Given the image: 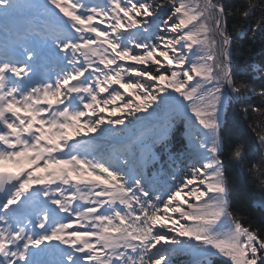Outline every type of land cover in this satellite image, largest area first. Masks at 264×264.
I'll list each match as a JSON object with an SVG mask.
<instances>
[{"label":"snow or ice","instance_id":"1","mask_svg":"<svg viewBox=\"0 0 264 264\" xmlns=\"http://www.w3.org/2000/svg\"><path fill=\"white\" fill-rule=\"evenodd\" d=\"M169 3L161 19L156 0H0V162L29 165L0 164V264H173L180 254L190 264H264V235L229 200L225 153L241 163L244 147L221 135L231 100L264 104V85L254 90L232 72L233 33L264 35V0ZM97 17L115 21L111 32L92 24ZM137 24L148 26L119 31ZM44 59L57 64L54 80L33 78ZM252 67L264 79V62ZM250 110L264 117V107ZM177 120L202 163L162 191L147 169ZM70 127L97 136L69 143ZM104 138L110 147L93 143ZM258 139L264 146V128ZM248 172L264 190V169Z\"/></svg>","mask_w":264,"mask_h":264},{"label":"trees","instance_id":"2","mask_svg":"<svg viewBox=\"0 0 264 264\" xmlns=\"http://www.w3.org/2000/svg\"><path fill=\"white\" fill-rule=\"evenodd\" d=\"M222 2L229 8H235L244 4L245 0H222ZM156 3L163 5L160 15L161 19L166 18L170 14L169 0H156ZM234 23V19L229 18L230 30ZM242 23L247 24V22ZM261 62H264V35H258L252 39L247 34L234 32L232 43L234 77L249 83L254 90L258 91L264 85V79L261 78L262 74L253 71L252 66ZM245 107H248L249 111H244ZM252 107H264L259 96L250 95L243 103L238 99L231 100L225 110L221 135L226 143H240L244 147V161L241 163L227 159V153H225V171L229 179V200L232 209L245 210V224H250L264 235V208L259 207L260 202L264 200V190L261 189L258 180L248 172V166L252 163L264 169V146L260 145L258 139V133L264 128V117L252 112L250 110ZM177 122L180 128L177 132L179 135L184 125L180 120ZM191 136L195 138V130L192 131ZM176 142H183L184 149H188L182 138L179 137ZM192 159L194 167H199L196 156H192ZM185 259L186 256H175L173 264ZM215 264H224V261L217 258Z\"/></svg>","mask_w":264,"mask_h":264},{"label":"rangeland","instance_id":"3","mask_svg":"<svg viewBox=\"0 0 264 264\" xmlns=\"http://www.w3.org/2000/svg\"><path fill=\"white\" fill-rule=\"evenodd\" d=\"M95 20H97V19H95ZM94 22V21H93ZM75 129V133H73L72 132V134L70 135V137L73 139V141H78V140H85V138H86V133H87V131L86 130H84L83 128H74ZM77 131L80 133V135H77ZM84 175L86 176V177H90L91 179H97V177L96 176H93V175H89V174H87V172H85L84 173ZM174 216H177V214H175ZM161 243H163V242H161Z\"/></svg>","mask_w":264,"mask_h":264},{"label":"bare ground","instance_id":"4","mask_svg":"<svg viewBox=\"0 0 264 264\" xmlns=\"http://www.w3.org/2000/svg\"><path fill=\"white\" fill-rule=\"evenodd\" d=\"M0 164H1V162H0Z\"/></svg>","mask_w":264,"mask_h":264}]
</instances>
